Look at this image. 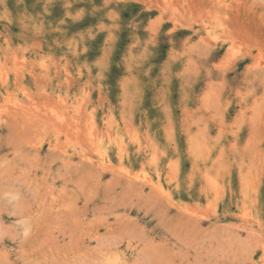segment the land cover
Instances as JSON below:
<instances>
[{"label":"rangeland","instance_id":"obj_1","mask_svg":"<svg viewBox=\"0 0 264 264\" xmlns=\"http://www.w3.org/2000/svg\"><path fill=\"white\" fill-rule=\"evenodd\" d=\"M263 245L264 0H0V264Z\"/></svg>","mask_w":264,"mask_h":264},{"label":"bare ground","instance_id":"obj_2","mask_svg":"<svg viewBox=\"0 0 264 264\" xmlns=\"http://www.w3.org/2000/svg\"><path fill=\"white\" fill-rule=\"evenodd\" d=\"M94 145V144H93ZM80 156V155H79ZM108 166V165H107ZM168 166V165H167ZM107 168V167H106ZM116 167H114V169H115ZM110 169V168H109ZM108 169V170H109ZM113 169V168H112ZM169 171V170H168ZM123 173V172H122ZM130 180V179H129ZM131 181V180H130ZM158 194V193H157ZM239 195V194H238ZM250 196V195H249ZM186 206V205H185ZM252 207V206H251ZM187 209V208H186ZM264 246V245H263Z\"/></svg>","mask_w":264,"mask_h":264}]
</instances>
